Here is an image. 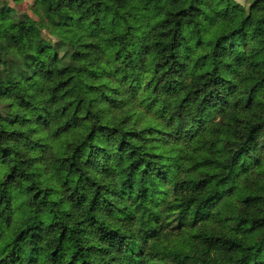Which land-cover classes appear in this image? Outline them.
<instances>
[{"label":"trees","instance_id":"1","mask_svg":"<svg viewBox=\"0 0 264 264\" xmlns=\"http://www.w3.org/2000/svg\"><path fill=\"white\" fill-rule=\"evenodd\" d=\"M222 2L205 17L220 26L213 37L189 31L205 0H34L38 20L0 1V264H264V101L240 90L241 78L264 77V18L254 15L264 0L231 32L240 6ZM130 79L124 91L101 83ZM148 88L157 95L147 111L193 133L174 156L145 151L160 130L125 129L132 117L118 116L122 95ZM69 111L77 124H60ZM50 128L72 156L33 141Z\"/></svg>","mask_w":264,"mask_h":264},{"label":"clouds","instance_id":"2","mask_svg":"<svg viewBox=\"0 0 264 264\" xmlns=\"http://www.w3.org/2000/svg\"><path fill=\"white\" fill-rule=\"evenodd\" d=\"M231 4L236 5L238 4L240 7L239 9H236L235 14H234V22L232 23L231 27L227 30L228 32L234 31L238 28H240L242 22L245 20L246 17H248V15L250 13L253 12L251 5L254 2V0H230ZM189 3H191V0H189ZM210 6H207L209 5ZM185 7L188 6V4L184 5ZM200 7L203 9V12L201 15L196 17V20L193 22V24L191 25L189 31H191L192 29L196 28L198 25L201 27H208L210 29L211 35L215 37L219 31H220V26H211L208 23V20L205 19V17H212L214 16L217 12L221 11L222 9H224L225 7H227V3L222 2V0H205L204 4H201ZM175 9H173L172 7H167L165 8L160 15L157 17V19L162 20L164 19L169 12L174 11ZM254 15H256L257 17L260 18H264V8H261L258 11H255ZM205 51H210V49H201L199 52H197V56L202 55ZM64 53H61V56H63ZM105 68H110V67H114V65H107L104 64L103 65ZM128 71H131V69H128ZM251 73H249L247 70H245L244 72V76L245 77H251ZM151 74H148V79L150 80ZM264 77H259L256 79H247L245 80L244 78H241L240 80V90L241 92H245V90L251 88V87H255L257 89V94L259 95V99L261 101H264ZM101 83H106L108 84L110 87L113 88H120L121 91H124L125 89H130V85L132 84V80L130 79L128 82L124 83L123 85L116 83L114 81H102ZM145 83H147V81H145ZM186 92L182 93L178 98H177V102L183 101L186 97ZM157 94L153 92V90L151 88H148L147 91H141L140 94L136 95V97L133 99L132 98V93L131 91H128L125 95H122L120 97V100L124 101L122 108H121V112L118 114V116L124 118L125 116H131L132 119L126 124L124 125L125 129H133L138 132V133H142V134H149L146 133L145 130L148 129L149 127L151 128H155L160 130V135H161V142L159 143H155V144H149L147 146V148L145 149V151H155V152H159L163 157H168V156H174L176 154L175 149H179L181 147H183L182 143H179L178 141L183 139L184 136H191L193 133L189 132L187 128H182L181 124L179 121H174L173 123L169 124L168 121L166 120H159L156 118L155 115L149 113L147 111L148 109V105L152 103V99H155V96ZM152 99H149V98ZM237 99H239V97H237ZM251 99L253 100V102L256 101L257 96L254 95L253 97H251ZM200 104V101H196V106H198ZM193 108V115H195V107ZM243 106V102H241V107ZM251 107V105H250ZM56 108L59 109L61 108L60 105H56ZM55 110V109H54ZM59 116V122L60 124H64V122L66 120L70 121V123L72 125H76L77 124V119H76V114H73L71 111L64 113L63 115H60L58 113ZM109 119H111V117H109ZM118 122V121H117ZM35 126V125H33ZM57 131L56 128H50L47 131H39L37 132L33 137V141H45L47 144L52 145L53 146V152L55 155L57 156H64V157H68V156H72L73 152L68 151V152H64L61 153L58 149L60 144L63 142L62 140L56 139L54 138V134ZM166 134H171L166 135ZM169 140L168 143H164L163 140ZM134 143H140V141L134 140ZM79 144V142H78ZM76 147V145H74V148ZM88 145H84L83 149H87ZM39 155V153L37 152H31L29 153V156H37ZM88 159V154L87 152H84L83 155H81L79 157V163H84L85 160ZM72 161H69V163H71ZM131 163V161H127L126 163L122 164L120 166V169H118V171H122L123 169L127 168L128 165ZM161 163H167L166 160H161ZM235 164L237 165V167H241V162L239 159H237L235 161ZM114 166V165H113ZM37 167H39L41 170L43 168V165H38ZM244 169H250V166L247 163H244L243 166L241 167V171H243ZM33 171L36 170V168L32 169ZM260 171H264V168H261ZM90 175H93L97 180H100V182L102 183H107L108 181L104 180L100 175H97L95 172H90ZM123 176L118 177V179H123ZM56 187H60L59 184L56 185ZM169 188L171 187L170 185L168 186ZM53 199H59L58 196L53 197ZM168 200L170 203H177L178 201L172 197L169 196ZM146 207L149 208H153L152 205H147ZM165 207L164 205H161V208ZM153 211H160V208H153ZM180 209L176 208L172 213L169 212H165L164 215L165 216H169L172 215L173 218H175V214L179 213ZM141 215H143L144 220L148 219L147 215H144L143 211L141 212ZM177 223H179V221H177ZM172 227H175V225H172ZM170 231V229L168 230ZM3 255H7V252H4ZM3 256L0 255V259H2Z\"/></svg>","mask_w":264,"mask_h":264},{"label":"rangeland","instance_id":"3","mask_svg":"<svg viewBox=\"0 0 264 264\" xmlns=\"http://www.w3.org/2000/svg\"><path fill=\"white\" fill-rule=\"evenodd\" d=\"M3 3L9 4L17 14H29L32 15L36 20L38 16L33 13V3L34 0H0ZM21 88L29 102V106L33 108L36 112H43L45 105L38 94L36 86L25 82L21 85ZM4 111V105L0 102V112Z\"/></svg>","mask_w":264,"mask_h":264}]
</instances>
